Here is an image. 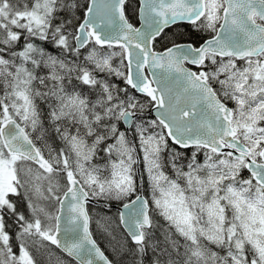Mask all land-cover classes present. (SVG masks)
<instances>
[{
    "label": "snow or ice",
    "instance_id": "6c2138e0",
    "mask_svg": "<svg viewBox=\"0 0 264 264\" xmlns=\"http://www.w3.org/2000/svg\"><path fill=\"white\" fill-rule=\"evenodd\" d=\"M0 264H264V0H0Z\"/></svg>",
    "mask_w": 264,
    "mask_h": 264
},
{
    "label": "trees",
    "instance_id": "16d2710c",
    "mask_svg": "<svg viewBox=\"0 0 264 264\" xmlns=\"http://www.w3.org/2000/svg\"><path fill=\"white\" fill-rule=\"evenodd\" d=\"M245 175H247V173H245Z\"/></svg>",
    "mask_w": 264,
    "mask_h": 264
}]
</instances>
